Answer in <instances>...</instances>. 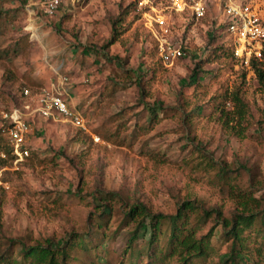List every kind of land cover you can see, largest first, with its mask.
Returning <instances> with one entry per match:
<instances>
[{
  "label": "rangeland",
  "instance_id": "rangeland-1",
  "mask_svg": "<svg viewBox=\"0 0 264 264\" xmlns=\"http://www.w3.org/2000/svg\"><path fill=\"white\" fill-rule=\"evenodd\" d=\"M48 1L0 0V127L2 114L14 110L30 123L22 160L14 159L6 134H0V250L85 232L105 197L113 206L107 226L113 237L100 243V264L119 259L134 227H117L121 209L135 199L173 213L177 202L190 198L199 212L217 207L230 218L240 209L232 184L264 206V89L228 51L223 61H206L211 47L230 43L221 14L227 0H208L202 19L172 12L167 0H57L52 12ZM233 1L264 19V0ZM150 6L168 18L167 36L173 47L181 46L180 55L168 53L165 60L153 46L143 15L154 16ZM15 47L18 75L7 79L1 58ZM58 66V76H67L61 87L68 104L84 118L86 132L60 115L43 116L36 92L20 95L13 83L25 73L42 84L39 89L48 88L57 81ZM197 66L210 73L197 72ZM194 73L209 83V93L227 88L225 124L201 98L199 111L207 112L191 121L184 116L180 92ZM235 91L243 103L233 101ZM196 153L235 177L218 186L209 172L185 169L182 160ZM214 217L206 218L205 229ZM220 234L221 224H215L211 242L225 252ZM138 245L127 263L136 260ZM92 260L81 253L67 263L98 264Z\"/></svg>",
  "mask_w": 264,
  "mask_h": 264
},
{
  "label": "trees",
  "instance_id": "trees-1",
  "mask_svg": "<svg viewBox=\"0 0 264 264\" xmlns=\"http://www.w3.org/2000/svg\"><path fill=\"white\" fill-rule=\"evenodd\" d=\"M206 15L205 13L199 19ZM113 33L109 43L113 42L118 32L114 29ZM225 33L227 34L226 31ZM148 36L155 49L158 50L157 41L149 31ZM109 43L107 44L109 45ZM16 51L15 47L11 51L12 54L6 52L3 56L5 58H1L3 76L7 79H16L18 75L12 62V56ZM227 51L235 59L231 40L228 45L220 44L211 47L206 61H223V57L227 56ZM250 66L258 83L264 89V49L261 58H253ZM197 68V72L210 73V71H204L201 66H197ZM20 75L24 79L13 82L14 84L16 82L20 95H24V89H27L29 93H34L42 87V84L35 83L29 75L25 73ZM210 77L212 78L213 74ZM197 78L195 73L192 74L189 82L184 86V91L180 92V106L184 111V116L191 121L195 115L207 112L199 111L201 107L199 101L203 102L199 99L201 98L216 114V119L219 121L221 119L225 124L223 103L227 97V88L222 91L215 89L209 93V83L203 84ZM189 87L191 90L187 93L186 90ZM143 92L144 90H142ZM236 92L232 95L233 101L243 103ZM238 110L237 113L240 117L241 113ZM213 119L215 120L214 117ZM235 132L240 133L238 129ZM4 133L5 130L1 126L0 134ZM182 165L190 172L196 173L198 170L209 172L208 176L211 174L219 181L209 182H215L218 186L221 185L220 181L224 183L235 177L232 171L215 164L213 159L206 155L200 156L196 153V155L186 157L182 160ZM201 176L203 175L201 174ZM229 187L232 192H239L240 207L230 218L224 217L221 209L217 207L204 208L199 212L197 210L199 205L190 198L177 202L173 213L154 209L139 199L123 205L124 208L121 209L117 227L127 225V223H133L134 227L129 233L119 259L114 264H129L126 261L127 253L133 248L132 245L135 241H139L138 254L132 264H264V206L258 207L254 203L257 202L254 197L247 196L244 191L241 192L234 185L231 184ZM108 199L109 197H105L106 202L102 206L100 216L88 225L85 232H71L60 242L47 238L44 241H35L30 245L22 243L17 250H0V264H68L69 259L78 260L81 253L90 256L93 259L91 263L100 264V243L113 237L107 227L109 213L113 208L111 201H107ZM212 212L215 222L205 229L206 218L211 216ZM215 224H221L220 238L227 243L225 252H220L211 242ZM75 252L77 253L74 254Z\"/></svg>",
  "mask_w": 264,
  "mask_h": 264
},
{
  "label": "built area",
  "instance_id": "built-area-1",
  "mask_svg": "<svg viewBox=\"0 0 264 264\" xmlns=\"http://www.w3.org/2000/svg\"><path fill=\"white\" fill-rule=\"evenodd\" d=\"M207 1L167 0V4L172 12L187 11L192 17L198 19L205 15L208 8ZM57 2V0H49L46 10L52 12L57 6ZM150 8L157 11L152 6ZM222 13L226 15L223 24L226 25L225 30L230 36L236 61L243 68L251 69V60L253 58L260 59L264 49V19L249 5L233 0H227L223 3ZM143 15L146 16L149 23L147 27L151 35L157 41L159 55L165 60L168 59L169 55L173 57L180 55L181 46L173 47L170 38L167 36L171 28L168 18L160 13V10L154 12V16L149 15L146 11L143 12ZM153 24L157 28H153ZM168 53L169 55H167ZM59 68L60 66L54 70L57 75L56 83H51L50 87L41 88L36 92L37 110L45 117L60 115L75 128L86 132L88 128L84 118L68 104L67 91L61 87L63 82L67 80V76H58ZM23 93L27 95L29 91L24 89ZM2 122L14 159L16 161L22 160L28 155V148L24 145L30 132V123L16 110L2 114ZM94 139L98 140V137L95 136Z\"/></svg>",
  "mask_w": 264,
  "mask_h": 264
},
{
  "label": "crops",
  "instance_id": "crops-1",
  "mask_svg": "<svg viewBox=\"0 0 264 264\" xmlns=\"http://www.w3.org/2000/svg\"><path fill=\"white\" fill-rule=\"evenodd\" d=\"M52 83V82H51Z\"/></svg>",
  "mask_w": 264,
  "mask_h": 264
}]
</instances>
